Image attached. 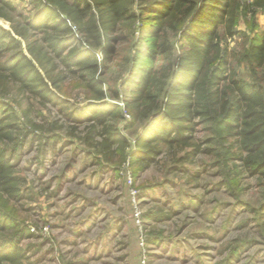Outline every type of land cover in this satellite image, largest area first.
<instances>
[{
    "label": "trees",
    "instance_id": "16d2710c",
    "mask_svg": "<svg viewBox=\"0 0 264 264\" xmlns=\"http://www.w3.org/2000/svg\"><path fill=\"white\" fill-rule=\"evenodd\" d=\"M31 4L26 16L0 0V20L8 23L0 24V98L17 88L39 108L57 107L76 130L84 126L80 142L116 171L129 157L143 167L165 150L185 153V161L202 153L228 187L241 191L242 169L264 186V29L255 23L264 0ZM249 20L250 45L230 48L240 22ZM242 62L250 83L239 74ZM76 89L85 104L73 108ZM15 110L0 101V264H26L21 243L31 235L16 209L27 189L12 156L41 131L25 122L27 110L22 119ZM123 124L142 128L132 153ZM200 126L210 134L204 148L195 139Z\"/></svg>",
    "mask_w": 264,
    "mask_h": 264
},
{
    "label": "rangeland",
    "instance_id": "374dc122",
    "mask_svg": "<svg viewBox=\"0 0 264 264\" xmlns=\"http://www.w3.org/2000/svg\"><path fill=\"white\" fill-rule=\"evenodd\" d=\"M7 1L26 16L33 11L32 0ZM256 19L263 30L264 16ZM252 22H240L230 48L250 45ZM0 24L8 27L4 20ZM238 71L252 82L246 62ZM80 91L70 99L73 108L85 104ZM0 101L13 103L20 119L27 110L25 122L41 131L29 135L12 156L26 180L27 198L16 204L31 233L21 243L26 264H142L144 250L147 264H264V186L256 177L240 169L239 192L224 183L212 157L201 153L185 161L180 159L185 153L169 150L143 167L129 157L116 171L80 142L84 126L76 130L57 107L39 108L17 88ZM126 125L122 130L132 153L142 128ZM209 135L200 126L195 139L202 146ZM132 188L139 191L142 232Z\"/></svg>",
    "mask_w": 264,
    "mask_h": 264
},
{
    "label": "built area",
    "instance_id": "2783aa9c",
    "mask_svg": "<svg viewBox=\"0 0 264 264\" xmlns=\"http://www.w3.org/2000/svg\"><path fill=\"white\" fill-rule=\"evenodd\" d=\"M126 117H127V119H130V115H127L126 114ZM129 180H130V183L132 184L133 183V180H132L131 174L129 175ZM138 195H139V191L137 189H133L132 188L131 189V196H132L133 203H134L136 223L139 226L140 231L142 232L141 211H140L139 205L137 203V197H138ZM31 231L33 232V231H35V229L34 228H31ZM141 240H142V245L144 246L145 241H144V239H143L142 236H141ZM142 264H147L145 250H144V256H143Z\"/></svg>",
    "mask_w": 264,
    "mask_h": 264
}]
</instances>
